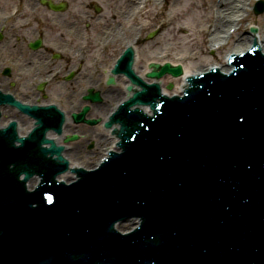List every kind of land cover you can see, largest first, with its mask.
Instances as JSON below:
<instances>
[{
    "label": "water",
    "instance_id": "obj_1",
    "mask_svg": "<svg viewBox=\"0 0 264 264\" xmlns=\"http://www.w3.org/2000/svg\"><path fill=\"white\" fill-rule=\"evenodd\" d=\"M253 36L257 42V35ZM132 47L135 62L136 48ZM244 53L246 51L233 54ZM162 64H147L153 68L146 73L148 77L154 78L151 81L135 74L142 83H157L161 88L162 82L155 78L165 73L178 76L182 70L181 64L171 66V63H165L160 66ZM112 76L115 79L116 75ZM187 76L190 75L184 79ZM146 93L144 90L136 96H148ZM158 97L161 98L154 86V91L143 101L155 109L158 107L155 105ZM191 101V105L198 109L195 111L196 117L188 111L171 117L173 111L170 109L180 104L177 101L162 109L157 121L165 124V131L155 136L154 141L158 142L155 145L154 142L150 145L147 134L136 128V122H145L144 115L137 111L129 114L131 116L120 112L118 116L123 123V137L125 133L134 135V140H125L127 149L124 154L115 157L120 162L127 155L128 168L125 170L127 180L132 182L126 189L128 201L119 198L125 202L119 205L118 199L110 194L113 192L109 186L104 184L101 187L97 185L98 180L88 179L82 183L87 188L85 191H88L84 195L85 204L70 201L67 207L72 213L62 211L54 216L61 220L60 215H66L69 222L64 227L59 222L56 227L52 222L46 223L41 232L34 225L17 234L15 230L20 222V210L15 213L5 211V201L25 194V181H18L21 173L27 177L30 172H36L44 177L46 184L47 179L55 175V163H44L42 154L46 151L58 154V149H40L42 142H49L43 139L45 129L40 126L35 129L33 136L24 140L16 138L13 124L10 133H0V227L6 230L4 239H0V264H6L7 260L15 262L19 258L24 259L23 264H37L44 260L68 264L67 257L74 251L75 246H71L75 244L85 246L87 258L84 264H102L106 256L100 253V249H108V242L104 241L106 234L101 231V226L107 224V233L110 229L106 210L114 214L126 204L148 209L151 213L149 218L153 215L158 217L156 225L149 221L143 226L149 234L156 231L158 236L155 239H149V236L142 239L143 236L138 234L139 244L136 248H128L127 253L119 254L111 249L109 264H264V164H258L264 159V62L257 50L252 56L246 57V64L237 67L230 78L222 81L219 77L204 80L202 86L191 95ZM19 107L25 110V107ZM137 107L146 112L145 107L149 106ZM177 116L182 117V121L176 122L174 119ZM169 119L172 122L169 123ZM52 139L61 145L57 135ZM14 141L21 145L15 147ZM140 141L148 146L146 150ZM39 151L41 153L38 154ZM248 154L253 155L248 173L239 182L228 183L224 174L230 169L229 164L236 163ZM118 166V163H112L96 176L97 179L119 175ZM166 175L181 180L185 190L175 184L173 193L170 183L174 184L175 181L169 179V182L164 178ZM73 190L71 188L66 192ZM103 191L109 193L107 200L102 202L106 210L101 207L93 211L88 205L102 199ZM116 196L120 197L119 194ZM60 207L61 204L57 203V209ZM80 208H84L85 213ZM92 217L95 218V225L91 221ZM57 234L64 238V243L59 246H56ZM93 244L95 250L90 251L93 254L89 256L88 247ZM157 247L160 261L152 263Z\"/></svg>",
    "mask_w": 264,
    "mask_h": 264
},
{
    "label": "rangeland",
    "instance_id": "obj_2",
    "mask_svg": "<svg viewBox=\"0 0 264 264\" xmlns=\"http://www.w3.org/2000/svg\"><path fill=\"white\" fill-rule=\"evenodd\" d=\"M20 1L23 9L22 13H20L21 16L18 20L11 23L0 41V81L4 80V83H0V87L15 93L20 99L33 98L36 96V94L34 95L30 92V89H34L32 82L35 83L39 77H43L49 71V69H46L45 72L37 71L40 66H42L41 62L54 53L57 48H61V46L63 47L67 44L65 41L67 40L68 30L73 28L74 24L79 28L82 26L85 29L87 28L88 31H82V33L83 35L86 34L90 36H85L89 38V46L92 49L88 52L89 60L83 63L89 67V69H85L86 71L93 73L92 69L99 67L104 58L106 60V67L109 66L113 55L117 51L116 47L119 46L121 48V44L124 43L123 40L120 44L116 43L114 48H108L102 52L96 46V41L100 38L103 30L110 25L117 26L120 21L118 17L117 21L113 22L110 20V14L107 15V13L112 14L113 12L121 11L120 8L122 7L125 14L128 0H77L78 5H75V0H66L69 4V10L62 13V15L46 10L45 7L38 4V0ZM53 1L58 2L60 0ZM90 1L93 3L91 4ZM208 1L209 0H205L204 3V0H166L162 5H159L153 0L152 3L148 5L149 8L147 7L148 10L145 11V13L142 11L137 14L133 22L141 26L143 25V32L140 35L142 40L137 46L141 57L139 66L143 67L148 60H150L148 56L151 54H154L152 56L165 55L164 57L168 58V60H175L179 57H183V65L191 66L192 70L201 69L203 66H208L212 63L217 65L223 64L227 51L220 50L211 55L210 49L206 41H204L205 34L203 29L209 19L207 18L209 14V9H207L209 7ZM262 1L264 2V0ZM13 4L15 3H12L11 0H0V17L3 13L9 11ZM254 4L255 1L251 3V7H253ZM93 5L99 7L101 11L96 12ZM32 6L39 9L34 10L35 8L32 9ZM85 6L87 11L84 14V19L79 21L80 15L78 16L77 10L85 12ZM200 9L202 11L205 9L206 12L200 14ZM103 14L108 19V22L103 21ZM204 14L206 15L205 18L199 20L200 15ZM247 14H249V16L247 17L246 23L250 22L252 23L251 25L259 27L260 30L263 26L262 16H264V10L261 14L255 15L253 13V8H251ZM87 15H89L90 18H88ZM84 20L85 22H83ZM94 22L99 23L98 27L91 25L94 24ZM246 23L243 33L245 29L247 31L246 27H248V25ZM86 24H89V26ZM39 32L43 35V46L45 45V48L43 47L41 50L33 53V51L27 48V44L36 38ZM151 32H155V35L152 38H148ZM133 34L132 28L127 33L126 39L130 40ZM59 37L62 39H59ZM70 43L72 44L71 46H74L72 51L67 55L61 56V59H59L51 69L56 68L57 64L61 63L62 65L65 64V71L67 72L69 67L74 65L73 62L77 61V46L78 44H83V40L77 39L70 41ZM225 47H229V45ZM68 58L71 63L69 67L68 62L66 63ZM95 61H97V63H95ZM13 63L16 64V66H12ZM6 68H9L10 73L8 75L3 73V70ZM20 69H25V74L22 76L18 74ZM79 72H81V70H79L78 73ZM64 78L65 75L60 76L57 80L45 86L42 94H37L43 97L42 102L56 101L65 110H69L71 101L77 102L78 95L84 93V83L81 84L82 88L75 92L74 98L67 100L68 98L63 94L66 92V89L73 86L74 83H72V80L66 82ZM96 78L95 76L94 79ZM102 79L103 78H100V81H103ZM65 83L67 86L63 89L62 85ZM84 144L85 148L94 150L93 144H89L88 141H85ZM94 160L95 158H92L90 161L83 159V161L80 162L86 166H90Z\"/></svg>",
    "mask_w": 264,
    "mask_h": 264
},
{
    "label": "bare ground",
    "instance_id": "obj_3",
    "mask_svg": "<svg viewBox=\"0 0 264 264\" xmlns=\"http://www.w3.org/2000/svg\"><path fill=\"white\" fill-rule=\"evenodd\" d=\"M146 1L147 0H128L127 7H126L127 12H125V15L123 13L122 15H120L121 19L123 20L129 19L128 17V13L130 12L129 10H134V8L136 9V11H140V9L144 10L143 13H145V11L148 10V8L145 7ZM252 1H255V0H209L208 1L209 7L207 9H209V14L207 18L209 19L206 23V26L203 29V32L206 36V37L204 36V41H206V44L208 47H210L211 49H215V50L217 49V50L228 51L227 54H233L235 52L243 53L251 47V44L253 43V40H254V36L252 34L246 33V31L244 33L242 31H241L242 33L239 31L243 28V26L246 23L247 17L249 16V14H247L248 6L250 5ZM75 2H76L75 5H78L77 0H75ZM154 2H157V3L160 2L161 4L162 0H154ZM204 3H205V0H204ZM204 12H206L205 9L204 11L200 9V14H203ZM112 15H115V12H113ZM205 16H206L205 14L200 15L199 20L204 19ZM262 17H263L262 18L263 26L258 31L257 42L259 44L261 52L264 54V16ZM74 36H75V39H81L82 36H81L80 30H77ZM59 39H61V37H59ZM134 42H135L134 40L127 42L129 45H132L136 48L135 55L137 58L135 62H133V68L135 70V73L143 76L146 81H151L154 79V78L148 77L146 74L149 70L152 69L151 66L147 65L149 63L162 64V63L168 62L171 64H181L182 73L180 76H172V75L166 74L159 78V80L162 82L161 88L163 89V93H166L169 95H173V94L180 95L179 93L181 91V86L185 83L184 77L186 75L197 74L199 72H206L208 71L209 68L214 66L213 64L209 66L205 65L201 69L192 70L191 66L183 65L182 63L183 57H179L175 60H171V59L168 60V58L164 57L165 55L152 56L154 54H151L150 56H148L150 60H148V62L143 67L142 66L140 67L139 63L141 62L140 60L141 57L139 55V50L137 49V46H135ZM228 45L229 47H225ZM105 64H106V60L104 58L102 59V64L98 68L92 69L93 73L89 71L80 72L78 75V78L73 82L74 85L66 89V92L63 94L65 95L66 98H68L67 100H71L72 98H74L75 92L82 88L81 84L86 83L94 91L99 92L100 99H101V102L92 103L89 105L90 111L86 116L87 118H96L98 120H101V122L97 123L95 126H86L84 124L76 125L73 123V121L68 119V122L64 126L63 134L58 137L59 143L63 145V141H65L71 133L78 132L79 135H82L84 133L89 134L88 142L89 144H93L94 150L87 149L84 147L85 139L82 136H79L78 140H71V141L69 140L65 143L66 151L64 152V155L69 159V161L72 160V163H71L72 166L74 164L78 166L82 165L80 161H83V159H85L86 161H90L92 159L93 154L99 152L102 147L104 148V146L108 145L107 148L112 147L113 139L110 140L109 144L107 145L104 144L102 146V143L108 142L109 132L101 128V123L104 120V117L107 114V111L109 110L108 108L110 106H114L116 102L118 101L119 102L125 101L126 95H125L124 89L129 84V81L125 78L123 74L116 75L115 76L116 84L114 86H111L108 88L103 87L100 84L99 79L100 77H102L103 79H106L107 76L109 75V70L112 66L111 65L110 67L107 68ZM220 69L223 72H228L230 70V68L227 66L221 67ZM38 71L40 72L42 70H38ZM18 74L21 76L24 75L25 69H20ZM88 75H91L93 77L96 76L97 78L94 81H92L91 78H90L91 80L88 79ZM1 82L4 83V80H2ZM62 86L64 89V87L66 88L67 84L65 83ZM30 92L33 93L34 95L42 94V92H36L34 89H30ZM30 100L31 102H35L36 98H30ZM86 104L87 102L79 103V106H77L75 110H69L67 112V115H70L72 111H74L75 113H78L81 107H83ZM145 111L147 113H150V108L145 107ZM3 113L5 115H4V118L0 122V126L5 125L8 119H11L14 117V118H17L18 123L21 126L19 128L20 135H24L27 132V130L32 127V123H33L32 120L25 118V116L23 115L17 114L15 116L13 109L9 110V112L8 110H4ZM49 137L54 138L56 137V135L53 133H50ZM104 151L105 150L103 149V152ZM71 176L72 175L69 172H66L64 176L61 177V179L69 180L71 179ZM29 187L32 188L33 183L30 184Z\"/></svg>",
    "mask_w": 264,
    "mask_h": 264
},
{
    "label": "flooded vegetation",
    "instance_id": "obj_4",
    "mask_svg": "<svg viewBox=\"0 0 264 264\" xmlns=\"http://www.w3.org/2000/svg\"><path fill=\"white\" fill-rule=\"evenodd\" d=\"M11 2L12 3H15L16 4V7H18L19 8V13H22V11H23V9H22V4L20 3L21 1L20 0H11ZM38 4L39 5H41V6H43V7H45L46 8V10H48V11H50V12H54V13H59V14H61L62 15V13H64L65 11H67V10H69L68 8H69V4L67 3V1L66 0H60V1H58V2H56V3H65V8L64 9H62V10H60V11H52V10H50L47 6H45V5H43V4H41V0H38ZM53 2H55V1H53ZM90 3L92 4L93 2L92 1H90ZM15 4H13V5H15ZM94 7H95V5H93ZM92 6V7H93ZM35 7L34 6H32V9H34ZM85 9V12H82V11H79V10H77L78 11V16H79V21H82L83 19H84V14L86 13V11H87V9H86V6L84 7ZM38 10L39 8H35L34 10ZM121 9V11H118V12H115V15H112L111 13H107V15L108 14H110L109 15V17H110V20H112L113 22H116L117 21V19H118V17H119V19H120V21L118 22V24H117V26H115V25H110L109 27H107L106 29H111V28H114V29H118L119 27H121L122 26V22H123V19H121V16L120 15H122V13L124 14V10H122V7L120 8ZM95 11L96 12H99V11H101L100 10V8L99 7H95ZM69 12V11H68ZM81 13V14H80ZM104 15V14H103ZM20 16H21V14H20ZM20 16L18 17V19L20 18ZM88 16V18H90V16L89 15H87ZM68 17V16H67ZM104 17V20L103 21H105V22H108V19L106 18V16L104 15L103 16ZM17 19V20H18ZM83 22H85V20L83 21ZM77 25H79L78 23H76ZM91 24V23H90ZM11 25V24H10ZM10 25H9V27H10ZM87 26H89V24H86ZM92 26H94V27H98V25H99V23H96V22H94V24H91ZM8 27V28H9ZM7 28V29H8ZM72 29H75V33H76V31L77 30H80V32H81V36H82V40H87V42L89 43V38L88 37H90L89 35H83V33H82V31H88V29L86 28H84L83 26L82 27H78V26H76L75 24H74V26H73V28ZM106 29H104V30H106ZM71 29H69L68 30V32L70 31ZM7 31V30H6ZM5 31V32H6ZM4 32V33H5ZM3 33V34H4ZM39 35L36 37V38H41V40L43 41L44 40V38H43V35H41L40 34V32L38 33ZM75 35V34H74ZM85 36H88V37H85ZM36 38H34L33 40H35ZM2 40V39H1ZM0 40V41H1ZM32 40V41H33ZM31 42V41H30ZM90 45V44H89ZM115 46H110V48H114ZM27 48L30 50V51H33V53H36V51L37 50H32V49H30L29 48V42H28V44H27ZM83 67V65H79L78 67ZM3 73L4 74H6V75H8L10 72L8 71V73H6L5 72V70H3Z\"/></svg>",
    "mask_w": 264,
    "mask_h": 264
}]
</instances>
